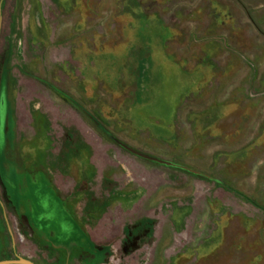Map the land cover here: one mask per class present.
I'll use <instances>...</instances> for the list:
<instances>
[{"label":"rangeland","instance_id":"obj_1","mask_svg":"<svg viewBox=\"0 0 264 264\" xmlns=\"http://www.w3.org/2000/svg\"><path fill=\"white\" fill-rule=\"evenodd\" d=\"M89 251L264 264V0H0V259Z\"/></svg>","mask_w":264,"mask_h":264},{"label":"crops","instance_id":"obj_2","mask_svg":"<svg viewBox=\"0 0 264 264\" xmlns=\"http://www.w3.org/2000/svg\"><path fill=\"white\" fill-rule=\"evenodd\" d=\"M140 158V157H139ZM140 159H142V158H140ZM143 160H145V159H143ZM166 160V159H165ZM145 161H148V160H145ZM149 162H151V161H149ZM151 163H154V162H151ZM156 164H158V163H156ZM159 165H161V164H159ZM161 166H164V165H161ZM165 167H168V166H165ZM169 168H173V167H169ZM49 195H50V197H51V199L53 200V201H55V202H57V203H59V202H62V200H61V198L58 196V195H56V193H55V191H52V190H49V193H48ZM16 197V195L14 196H12V198H13V201H14V206H15V208L18 210L20 207H21V205L19 206V204L18 203H16V201H17V199L15 198ZM28 202L30 203L29 204V209H38L39 207H38V203H37V198H31V199H29L28 200ZM16 204V205H15ZM59 206V205H58ZM28 222V225H29V227H30V233H31V235L34 237V240L35 241H37V242H39L41 245H43L44 246V248L45 249H52V250H54V251H56V252H58L59 253V251H57L56 249H54V247L52 246H50L49 244H50V241H51V239H49V238H47L46 236H43V235H41V233H39L36 229H35V227H34V225L32 224V223H30L29 221H27ZM43 226V225H42ZM13 227H14V223H13ZM37 231V232H36ZM14 233H15V238H16V240L17 241H19V243H20V241H21V239H19V236H18V234L16 233V231L14 230ZM52 235H55V232H53L52 233ZM89 236V235H88ZM89 243H90V245H91V247L90 248H93V246H94V241L92 240V237H90L89 236ZM90 250V249H89ZM90 253H93L90 257H92L93 259H91V258H88V259H86V261H84V262H82L83 264H97V262H99L100 260H99V252H94V251H89ZM60 254V253H59ZM60 256H62L61 254H60ZM73 261V258L68 262V263H71Z\"/></svg>","mask_w":264,"mask_h":264},{"label":"flooded vegetation","instance_id":"obj_3","mask_svg":"<svg viewBox=\"0 0 264 264\" xmlns=\"http://www.w3.org/2000/svg\"><path fill=\"white\" fill-rule=\"evenodd\" d=\"M140 222L130 223L126 225L127 236L121 244V250L127 255L131 256L137 251L142 250L143 246L142 242H147L151 237L152 229L149 226L141 227Z\"/></svg>","mask_w":264,"mask_h":264},{"label":"water","instance_id":"obj_4","mask_svg":"<svg viewBox=\"0 0 264 264\" xmlns=\"http://www.w3.org/2000/svg\"><path fill=\"white\" fill-rule=\"evenodd\" d=\"M115 142L120 146L122 147L123 149H125L126 151H128L129 153L137 156V157H140L142 159H145V160H148V161H151V162H154V163H158V164H161V165H164V166H168V167H173V168H181L185 171H188L192 174H195V175H199L197 172L189 169V168H185V167H182V166H179L171 161H168V160H165V159H161V158H157V157H154V156H151L147 153H144V152H141L137 149H134L133 147L121 142L120 140H115ZM0 264H35L33 263L32 261L28 260V259H25V258H18V259H15V260H4V261H0Z\"/></svg>","mask_w":264,"mask_h":264},{"label":"trees","instance_id":"obj_5","mask_svg":"<svg viewBox=\"0 0 264 264\" xmlns=\"http://www.w3.org/2000/svg\"><path fill=\"white\" fill-rule=\"evenodd\" d=\"M0 260H1V261H2V260H6V258H1Z\"/></svg>","mask_w":264,"mask_h":264}]
</instances>
